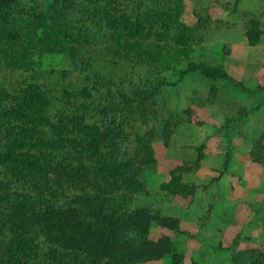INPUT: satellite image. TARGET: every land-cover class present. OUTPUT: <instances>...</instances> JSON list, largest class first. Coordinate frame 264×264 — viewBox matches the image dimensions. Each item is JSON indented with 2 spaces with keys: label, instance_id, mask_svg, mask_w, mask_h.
I'll return each mask as SVG.
<instances>
[{
  "label": "rangeland",
  "instance_id": "obj_1",
  "mask_svg": "<svg viewBox=\"0 0 264 264\" xmlns=\"http://www.w3.org/2000/svg\"><path fill=\"white\" fill-rule=\"evenodd\" d=\"M112 12L131 24L147 15L164 20L146 23L144 38L125 42L107 24ZM141 48L146 52L139 55ZM192 60L221 65L229 79L193 71L176 81ZM31 83L46 95L53 116L100 125L118 145L138 136L146 143L137 154L130 151L135 181L142 184L133 204L178 219L175 230L153 224L148 239L168 236L182 264H256L262 257L264 0L0 4V105ZM20 125L13 121L7 132L0 130V150L19 137ZM42 128V138L58 139L59 129ZM32 150L27 142L15 148L18 156ZM17 172L0 164V193L9 186L10 192L49 196L44 178ZM174 178L193 191L173 192L166 184ZM137 264L172 262L164 255Z\"/></svg>",
  "mask_w": 264,
  "mask_h": 264
},
{
  "label": "trees",
  "instance_id": "obj_2",
  "mask_svg": "<svg viewBox=\"0 0 264 264\" xmlns=\"http://www.w3.org/2000/svg\"><path fill=\"white\" fill-rule=\"evenodd\" d=\"M10 1L0 0V4ZM105 18L110 30L125 42L131 37L144 38L146 23L153 26L156 20H164L147 15L131 24L127 17L118 19L113 12ZM177 39L180 47H187L181 38ZM248 41L256 42L255 33L248 35ZM140 51L139 55L146 52L142 48ZM157 54L163 57L161 52ZM65 55L74 62V55ZM152 57L158 59L156 55ZM193 71L209 79H229L221 65L192 60L179 68L176 81ZM1 92L5 94L6 89L1 88ZM8 98L11 102L7 106L0 105V130L7 132L13 121L21 125L19 137L0 150V164L15 174L24 170L28 177L44 178L50 192L49 196L43 191L33 195L3 187L0 264H137L164 255L170 256L172 264H182V255L168 236L158 241L148 239L153 224L175 230L178 219L153 214L147 206L133 204V192L139 191L142 184L135 181L130 151L133 148L137 154L138 147L146 146L142 138L136 137L133 144L130 140L118 145L101 133L100 125L53 116L48 111L46 95L35 83L18 88V95ZM49 124L59 129L55 130L58 139L40 135L42 127ZM26 142L33 150L18 156L16 145L24 147ZM25 172L19 174L24 176ZM166 186L183 194L194 188L178 178ZM256 264H264V253Z\"/></svg>",
  "mask_w": 264,
  "mask_h": 264
}]
</instances>
